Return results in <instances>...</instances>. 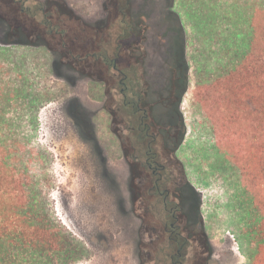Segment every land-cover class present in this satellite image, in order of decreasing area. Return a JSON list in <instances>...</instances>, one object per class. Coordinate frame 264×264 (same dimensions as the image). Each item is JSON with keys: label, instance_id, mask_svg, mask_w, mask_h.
<instances>
[{"label": "rangeland", "instance_id": "rangeland-1", "mask_svg": "<svg viewBox=\"0 0 264 264\" xmlns=\"http://www.w3.org/2000/svg\"><path fill=\"white\" fill-rule=\"evenodd\" d=\"M10 1L0 0V15L7 21L13 10ZM130 4L137 13L133 16H140L135 17L138 30L146 27L149 80L161 82L168 76L167 48L170 54L178 49V60L189 68V90L182 105L188 132L178 156L203 200L205 230L213 249L209 264H253L258 252L255 231L264 222V179L258 159L264 151V117L253 121L240 114L229 120L218 99L220 91L210 86L208 75L216 66L212 39L238 37L233 30L244 28L249 20L264 26V0H130ZM203 30L204 48L199 37ZM227 44L221 40L219 46ZM29 48L0 38V55L7 58H0V166L12 168L15 178L28 179L29 194L43 201L51 219L76 239L80 247L76 264H141L140 237L152 242L158 234L140 235L138 214L153 203L139 194L138 214L132 212L131 173L102 109L106 83L81 79L77 71L55 66L47 49ZM199 71L207 73L206 84L200 87ZM75 80L77 86H72ZM204 95L206 99L201 98ZM136 183L140 185V180ZM166 253L164 264H171ZM195 255L200 259V253ZM155 256L156 248H150L146 264H157Z\"/></svg>", "mask_w": 264, "mask_h": 264}, {"label": "flooded vegetation", "instance_id": "flooded-vegetation-1", "mask_svg": "<svg viewBox=\"0 0 264 264\" xmlns=\"http://www.w3.org/2000/svg\"><path fill=\"white\" fill-rule=\"evenodd\" d=\"M21 1V6L15 5L13 29L17 38L27 37L32 42L22 45L47 49L58 68L77 71L81 79L106 83L102 109L108 113L131 173L132 212L137 213L140 195L145 197L141 200L153 203L143 214L137 213L140 235L158 234L152 242L140 237V263L146 264V253L155 247L153 261L157 264H164V250L169 252L166 259L171 264L197 260L209 264L213 249L205 230L203 200L178 156L188 132L182 105L190 78L188 65L178 60V49L165 52L168 76L152 82L146 27L138 30L135 17L140 16H133L137 13L133 14L131 6L127 10L108 0L101 6V15L95 11L87 16L67 0ZM25 9L30 14L21 11ZM77 83L73 81L72 86ZM137 186L145 191L139 192ZM191 247L195 252L191 253ZM195 253L201 254L200 259Z\"/></svg>", "mask_w": 264, "mask_h": 264}, {"label": "trees", "instance_id": "trees-1", "mask_svg": "<svg viewBox=\"0 0 264 264\" xmlns=\"http://www.w3.org/2000/svg\"><path fill=\"white\" fill-rule=\"evenodd\" d=\"M115 1L127 7V10L130 9V0ZM10 3L13 6L8 14L11 21L0 15V25L3 27L0 38L9 43L31 44L27 37L17 38L12 25L17 12L15 5L21 6L22 1L11 0ZM21 11L25 15L30 14L28 9ZM233 31L238 37L211 41L216 66L208 75L210 86L220 91L218 99H222L229 120H237L240 114H244L247 120H261L264 117V26L249 20L244 28ZM203 32L199 35L202 48L206 43L201 37ZM221 40L228 44L219 46ZM5 56L2 54L0 58L6 60ZM200 79L207 81V73L201 71ZM201 98L206 99V96ZM258 159L264 179V151ZM14 173L12 168L4 170L0 166L2 264H76L80 253L76 239L64 226L51 219L43 201L34 193L29 194V180L15 178ZM255 233L258 252L253 258V264H264V222Z\"/></svg>", "mask_w": 264, "mask_h": 264}, {"label": "crops", "instance_id": "crops-1", "mask_svg": "<svg viewBox=\"0 0 264 264\" xmlns=\"http://www.w3.org/2000/svg\"><path fill=\"white\" fill-rule=\"evenodd\" d=\"M68 2H70L69 0H67ZM103 2V0H98L93 2V0H88V2L85 3H79V4H73V2H70L71 4H73L79 11L83 12L85 15L90 16L93 13H95V11H99V9H101V3ZM172 44V41H171ZM181 45H183L182 43H180ZM29 49H39V48H33L30 47ZM36 50V51H37ZM168 50V48H167ZM170 54V53H169ZM42 56V55H40ZM199 73H201V71H199ZM190 74V73H189ZM205 81H202L200 78L198 79V87L205 85ZM188 90H189V86H188Z\"/></svg>", "mask_w": 264, "mask_h": 264}]
</instances>
